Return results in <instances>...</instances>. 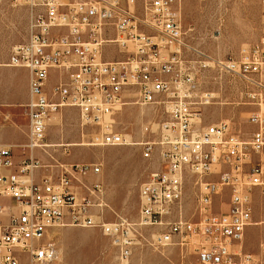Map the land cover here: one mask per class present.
<instances>
[{
  "label": "built area",
  "instance_id": "built-area-1",
  "mask_svg": "<svg viewBox=\"0 0 264 264\" xmlns=\"http://www.w3.org/2000/svg\"><path fill=\"white\" fill-rule=\"evenodd\" d=\"M10 1L29 7L27 40L12 48L5 64L29 72V141L19 162L10 146L0 144V198L14 202L0 204L7 219L0 220V264L52 263L58 248L51 234L67 226L99 229L117 249L113 264H130L142 244L156 251L180 247L182 259L194 256V264H264V253L243 248L253 197L257 191L264 196V40L243 49L238 60L215 61L194 46L193 29L183 27L181 0ZM211 64L241 82L257 106L247 141L231 121L207 123L204 117L213 95L197 85ZM128 106L161 109L165 118L145 130L156 141H135L115 129V117ZM65 108L78 110L82 126L98 129L99 146H140L143 158L159 160L140 187L135 221L106 220L98 164H59L57 176L35 179L52 166L38 158L41 149H33L31 136L43 134L46 148L48 121ZM66 167H74L73 176H63ZM211 175L218 180L203 181ZM188 176L201 190L196 221L181 207ZM225 187L228 207L216 212L213 199ZM150 227L162 229L145 237Z\"/></svg>",
  "mask_w": 264,
  "mask_h": 264
},
{
  "label": "rangeland",
  "instance_id": "rangeland-1",
  "mask_svg": "<svg viewBox=\"0 0 264 264\" xmlns=\"http://www.w3.org/2000/svg\"><path fill=\"white\" fill-rule=\"evenodd\" d=\"M141 8L139 4L138 9ZM179 11L183 27L193 29L189 35L194 46L211 60H238L243 49L264 40L262 0H181ZM28 20L27 5L14 6L10 0H4L0 4V67H2L0 90L9 100L21 94L24 75L11 72L6 69L5 64L9 62L12 48L27 40ZM110 48L116 47H106L107 50ZM197 87L200 92H209L213 95L211 103L202 108L207 123L231 121L240 138L244 141L249 140L255 127L249 123L248 118L257 106L252 105L247 99L244 85L211 64L209 68L200 72ZM22 108L23 111L13 118L26 128V108L25 106ZM163 118L165 116L160 108L128 106L115 117L114 127L135 141L153 142L157 140L155 134L145 132V127L149 122L156 124ZM3 121L0 116V123ZM98 136L99 131L95 127L81 125L79 112L75 108H65L53 115L48 121L46 139V143L51 146L42 149L43 146L40 145L36 148L41 149L36 151L38 158L44 165L52 168L40 169L37 173L57 176L60 173L58 165L63 163L98 164L101 173L96 178L105 185L109 205L105 211L106 220L114 222L119 216H126L135 221L140 209V187L149 173L159 168V160L156 156L150 160L143 158L140 146L92 145ZM39 143L44 144V140L40 139ZM81 143L86 145H72ZM197 180L193 176L187 177L181 202L183 216L194 221L199 219L197 199L201 194ZM210 180L216 181L218 176L211 175L203 179ZM230 195V189L225 187L221 195L214 197L213 210L216 212L226 210ZM0 204L13 206L14 202L0 198ZM0 220L7 223L5 217L0 216ZM161 229L162 227L146 228L143 235L149 237ZM51 239L58 248V257L50 264L115 263L117 249L99 229L60 227L53 230ZM243 248L252 254L264 253V196L258 191L253 197L252 224L246 230ZM182 255L186 254L177 246L164 247L156 251L148 244H142L133 250L130 264L195 263L194 256L182 259Z\"/></svg>",
  "mask_w": 264,
  "mask_h": 264
},
{
  "label": "crops",
  "instance_id": "crops-1",
  "mask_svg": "<svg viewBox=\"0 0 264 264\" xmlns=\"http://www.w3.org/2000/svg\"><path fill=\"white\" fill-rule=\"evenodd\" d=\"M2 67H0L1 70ZM13 73H22L24 75V84L20 95L12 99H6L0 90V116L3 118V123H0V144L8 145L12 148L14 153V161L19 162L23 158L24 146L28 141V117L26 111L27 126L23 128L13 118L14 115H19L28 100H29V72L26 69L7 67ZM7 109V111H6ZM6 111V112H4ZM8 116V117H7ZM11 116V118H10ZM10 118V120H8ZM44 140V135L40 137ZM41 172L36 174L35 179L40 180L43 176ZM4 204V203H3Z\"/></svg>",
  "mask_w": 264,
  "mask_h": 264
},
{
  "label": "bare ground",
  "instance_id": "bare-ground-1",
  "mask_svg": "<svg viewBox=\"0 0 264 264\" xmlns=\"http://www.w3.org/2000/svg\"><path fill=\"white\" fill-rule=\"evenodd\" d=\"M147 129V127H145V130ZM40 135L41 134H36V136H31V143H33V149H36L37 147L44 146V144H40L39 140H40ZM28 141H29V133H28ZM98 145L96 142L92 145ZM73 146H77V145H86V144H72ZM51 146L50 144H47L46 147ZM64 164V163H63ZM58 167V166H55ZM74 175V167H66V169H63V176H73ZM57 259V258H56Z\"/></svg>",
  "mask_w": 264,
  "mask_h": 264
}]
</instances>
